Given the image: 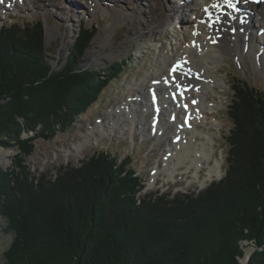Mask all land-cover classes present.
Returning a JSON list of instances; mask_svg holds the SVG:
<instances>
[{"label":"trees","instance_id":"obj_1","mask_svg":"<svg viewBox=\"0 0 264 264\" xmlns=\"http://www.w3.org/2000/svg\"><path fill=\"white\" fill-rule=\"evenodd\" d=\"M43 33L39 22L0 29V144L17 148L0 167L3 264H241L245 243L254 248L247 264H264V91L244 78L230 87L225 175L197 195L141 194L131 157L101 150L53 177L28 164L35 141L53 138L46 124L61 106L80 113L101 86L74 56L91 26L79 27L58 70L45 60ZM21 128L34 138L20 140Z\"/></svg>","mask_w":264,"mask_h":264},{"label":"rangeland","instance_id":"obj_2","mask_svg":"<svg viewBox=\"0 0 264 264\" xmlns=\"http://www.w3.org/2000/svg\"><path fill=\"white\" fill-rule=\"evenodd\" d=\"M66 1L78 9L73 13L59 11L53 0H39L33 8L20 5L17 10L14 8L12 10L10 5L3 3L0 5V29L13 22L41 23L44 32L45 60L53 70H58L64 65L65 60L70 58L74 40L82 24L91 26L94 34L89 46L74 56L78 57L75 60L79 66L98 74L96 80L90 82V86L96 89L99 83L101 88L90 103L86 102L82 112H75L69 108L68 110L65 105L58 110L56 119L50 117L46 129L54 132L53 138L50 140L40 138L35 141L33 153L27 158L32 169H38L39 172L49 170L54 177L55 168L60 164L79 166L81 161L101 150L121 159L131 157L132 167L146 186L141 194L155 197L163 193L164 196H169V199L180 194L197 195L212 182L221 180L225 175V159L229 151L226 137L231 127L227 114L232 98L230 87L237 83V79L244 78L264 91V74L255 66L253 53L248 52L242 56L231 54L221 59L211 75L222 79L226 86L215 87L214 92L211 90L206 92L204 101L215 103L211 115H208V118L212 119L208 124L204 125L198 121L196 125L197 129L212 134L214 152L211 164H214L215 160L221 161L223 173L221 178L204 184L206 167H201L202 171L197 176L194 168L187 170L181 164L178 165L176 173L168 176L164 171V164L181 161L175 157L179 153L173 149L176 145L172 139L175 127L166 124L164 130L160 129L159 134H154L151 110L146 112L142 105L135 104L134 98L136 99L139 94L146 96L154 89L150 82L162 78L169 72V67L173 63L171 53L168 52L170 43L177 40L181 46L185 45L191 33L185 24H176L177 22L166 26L157 34L147 32L145 17L142 16L147 5L142 0H113V10L120 15H131L137 7H140L142 13L134 15L135 19L123 20L111 28L107 27L108 18L91 7V0ZM21 2L20 0L19 3ZM192 17L188 15L187 19L192 21ZM255 26L259 27L258 24ZM179 48L178 45L177 49L180 52ZM166 56L169 58L167 62L163 61ZM158 65L166 68L155 75L154 67ZM111 66L116 69L112 71V75H108L107 71ZM185 104H189V100ZM123 107L125 110L129 107L136 111L131 112L137 115L133 129L128 128L132 117ZM148 107L150 108V105ZM66 114L69 117L63 122L60 121L61 118L65 119ZM162 116L165 121L169 120L166 113L163 112ZM17 121L23 123L19 117ZM20 130V140L25 141L35 136L31 129ZM174 151L177 154L173 155ZM16 154L17 148H8L0 144V167L10 166L11 159ZM2 226L0 223V264H3L2 253L10 242V236H5ZM248 250L254 252V248L245 243L244 256L248 255Z\"/></svg>","mask_w":264,"mask_h":264},{"label":"bare ground","instance_id":"obj_3","mask_svg":"<svg viewBox=\"0 0 264 264\" xmlns=\"http://www.w3.org/2000/svg\"><path fill=\"white\" fill-rule=\"evenodd\" d=\"M12 1H0V5L13 3L12 7L16 10L20 5L33 8L39 0H21V3H19L20 0ZM142 1L147 5L143 10L145 14L142 15L145 17L144 23H146L147 32L157 34L166 26H171L177 22L176 24H185L184 26L191 33L190 39L187 43L185 42V45L181 46L180 42L176 40L175 43H170L168 50L171 53L172 61H180L182 68L175 74L168 72L162 78L150 82L152 88L162 91L159 93L157 101L154 102L151 99L149 92L146 96L139 94L136 99L134 98L135 104L138 103L146 108V112L150 109L153 113L154 118L151 122L154 134H159L160 129L164 130L166 124L175 127L172 139L176 145L173 149L179 153L175 157L181 161L165 163L164 171L168 176H171L176 173L178 165L181 164L187 170L194 168L195 174L198 176L202 171L201 167H206L204 184L220 179L223 174L221 161L215 160L214 164H211L212 153L214 152L212 134L197 129L196 125L198 121L204 125L208 124L212 119L208 118V115H211L215 103L204 101L206 92L208 90L214 92L215 87L226 86L222 79L211 75L222 58L231 54L242 56L252 52L255 66L264 74V2H260L257 7V3L253 0H240L242 4L241 8H238L234 1H231V4L235 6L234 10L233 7L226 4L225 0H202L206 8L204 10L200 7L201 3L196 0L186 5L179 0ZM53 2L56 3L59 11L73 13L78 9L66 0H53ZM112 2L113 0H91L90 2L91 7L97 13L108 18V28L122 23L123 20L135 19L134 15L142 13L140 7H137L131 15H120L113 10ZM213 5H217L218 8L213 7ZM223 11H225L224 14ZM207 12L213 14L215 19L212 29L209 28V19H206L205 16ZM188 15L190 18L191 15L193 16L192 21L187 19ZM239 15L244 16L243 21L239 20ZM257 24L258 28L255 26ZM50 33L51 30L48 31V34ZM178 45L180 52L177 49ZM168 59L166 56L163 61L167 62ZM165 68L164 66H155L153 73L157 75ZM154 89H151L152 92ZM188 100L189 104H185ZM123 108L125 110V107ZM126 109L125 112L132 117L128 128L133 129L137 115L131 112L135 109H129V107ZM163 112L167 114L168 121L164 120ZM157 119H159V123L155 125ZM175 151L173 155L177 154ZM181 152L182 154H180Z\"/></svg>","mask_w":264,"mask_h":264},{"label":"snow or ice","instance_id":"obj_4","mask_svg":"<svg viewBox=\"0 0 264 264\" xmlns=\"http://www.w3.org/2000/svg\"><path fill=\"white\" fill-rule=\"evenodd\" d=\"M253 2L256 3H260V2H264V0H253ZM226 3L229 4V6L233 7V9L235 10V6L231 4V0H226ZM217 5H213V7H216Z\"/></svg>","mask_w":264,"mask_h":264},{"label":"water","instance_id":"obj_5","mask_svg":"<svg viewBox=\"0 0 264 264\" xmlns=\"http://www.w3.org/2000/svg\"><path fill=\"white\" fill-rule=\"evenodd\" d=\"M251 253H252V250L251 251L248 250V255H246L245 258L241 260V264H247V261Z\"/></svg>","mask_w":264,"mask_h":264}]
</instances>
